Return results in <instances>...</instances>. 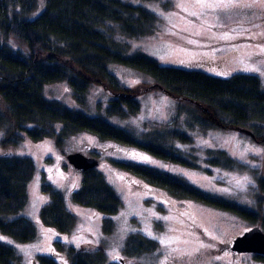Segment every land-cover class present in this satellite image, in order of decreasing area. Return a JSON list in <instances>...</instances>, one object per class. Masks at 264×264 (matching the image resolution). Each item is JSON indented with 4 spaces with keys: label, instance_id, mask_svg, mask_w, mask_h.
<instances>
[{
    "label": "trees",
    "instance_id": "trees-1",
    "mask_svg": "<svg viewBox=\"0 0 264 264\" xmlns=\"http://www.w3.org/2000/svg\"><path fill=\"white\" fill-rule=\"evenodd\" d=\"M158 1V0H145ZM168 3H166L167 5ZM160 18L150 9L129 0H0V129L6 130L4 146L20 144L25 135L33 141L55 138L58 147L79 132H90L101 140H114L145 150L167 161L190 165L193 136L185 129L157 127L138 136L113 124L105 116H92L47 98L45 86L67 81L75 100L85 104L94 84L110 94L109 116L123 118L137 114L140 97L159 89L178 102L179 114H187L188 124L204 131L240 129L264 143V87L253 74L237 73L220 78L203 71L167 66L143 51L130 52L125 38L146 39L156 36ZM113 64L141 70L154 79L135 86L123 85L111 70ZM210 154L211 165L234 167L237 161L221 149ZM112 164L152 184L165 188L179 198H191L229 211L260 225L264 230V211L244 206L207 193L185 178L143 163L113 159ZM31 156H0V233L19 242L38 237L36 223L19 215L29 203V184L36 173ZM264 194V176L257 178ZM50 201L41 209V221L61 233L78 225L65 194L51 182L43 185ZM75 203L108 215L104 232L111 234L124 201L96 168L83 171L82 186L72 192ZM54 254H39L36 264H60L65 255L69 264H124L109 262L104 249L85 250L55 242ZM159 248L158 241L140 233L127 239L125 253L140 256ZM264 260L263 255H255ZM0 264H22L14 246L0 240Z\"/></svg>",
    "mask_w": 264,
    "mask_h": 264
},
{
    "label": "rangeland",
    "instance_id": "rangeland-1",
    "mask_svg": "<svg viewBox=\"0 0 264 264\" xmlns=\"http://www.w3.org/2000/svg\"><path fill=\"white\" fill-rule=\"evenodd\" d=\"M45 1L41 0V8ZM129 1L144 5L161 21L152 38H125L131 53L143 51L163 65L203 71L220 78L253 74L264 87V5L258 0ZM110 68L128 87L154 81L151 75L132 67L113 64ZM45 95L89 115L105 116L138 136L158 126L185 129L193 136L194 146L186 145L183 150L193 151L194 164L167 161L134 146L101 140L86 131L69 136L63 147H58L55 138L33 141L27 135L18 145L4 146L6 130L0 129V156H31L37 167L29 184V203L19 214L36 223L37 239L24 243L0 233L3 237L0 240L22 255V264H36L39 254H54L56 241L85 250L102 248L108 255V263L123 259L124 264H264L256 254L234 255L230 249L234 238L253 227L252 223L197 200L176 197L112 164L113 159H118L154 166L185 178L207 193L264 211V194L257 184V178L264 176V143L257 142L250 132L192 128L187 125V114H179L178 102L159 89L143 94L140 111L126 118L108 115L111 96L101 84L91 87L85 104L75 100L67 81L47 84ZM221 149L237 165L231 168L211 165L208 151ZM75 152L97 157L98 169L124 201L122 209L110 216L116 224L111 234H106L103 226L108 215L77 204L72 198L73 190L82 186L83 178V171L68 160ZM47 181L65 194L69 209L78 218L77 227L70 233L58 232L41 221V209L50 201V195L43 190ZM134 233L158 241L159 248L140 256L126 255L127 239ZM116 256L120 259L113 258ZM57 258L60 264H69L65 255Z\"/></svg>",
    "mask_w": 264,
    "mask_h": 264
},
{
    "label": "water",
    "instance_id": "water-1",
    "mask_svg": "<svg viewBox=\"0 0 264 264\" xmlns=\"http://www.w3.org/2000/svg\"><path fill=\"white\" fill-rule=\"evenodd\" d=\"M69 162L78 170L86 171L96 168L100 164L97 157L87 156L82 152L71 153ZM233 253H253L264 256V230L260 225H255L244 233L236 236L230 245Z\"/></svg>",
    "mask_w": 264,
    "mask_h": 264
},
{
    "label": "snow or ice",
    "instance_id": "snow-or-ice-1",
    "mask_svg": "<svg viewBox=\"0 0 264 264\" xmlns=\"http://www.w3.org/2000/svg\"><path fill=\"white\" fill-rule=\"evenodd\" d=\"M229 2H232V0H229ZM259 3H261L262 5H264V0H258ZM250 70H254V71H259V69H250ZM255 151L259 152L261 151L260 149H256ZM143 159L147 160V157H143ZM0 239H3V237H0ZM114 259H120V257L116 256L113 257Z\"/></svg>",
    "mask_w": 264,
    "mask_h": 264
},
{
    "label": "flooded vegetation",
    "instance_id": "flooded-vegetation-1",
    "mask_svg": "<svg viewBox=\"0 0 264 264\" xmlns=\"http://www.w3.org/2000/svg\"><path fill=\"white\" fill-rule=\"evenodd\" d=\"M238 253H234V255H237Z\"/></svg>",
    "mask_w": 264,
    "mask_h": 264
}]
</instances>
